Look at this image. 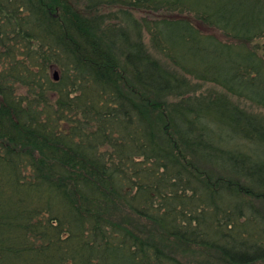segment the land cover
Segmentation results:
<instances>
[{"label":"trees","instance_id":"obj_1","mask_svg":"<svg viewBox=\"0 0 264 264\" xmlns=\"http://www.w3.org/2000/svg\"><path fill=\"white\" fill-rule=\"evenodd\" d=\"M193 81L264 109V0H0V264H264V119Z\"/></svg>","mask_w":264,"mask_h":264},{"label":"rangeland","instance_id":"obj_2","mask_svg":"<svg viewBox=\"0 0 264 264\" xmlns=\"http://www.w3.org/2000/svg\"><path fill=\"white\" fill-rule=\"evenodd\" d=\"M138 16H142V14H138ZM124 26H126V25H124ZM113 29L115 31H118V32L120 31V27H113ZM203 32L204 33L206 32L208 34H212L224 42L234 43L233 40H230L228 37L224 36L220 31H218L216 29H212V28L204 26ZM146 42L149 43V38L147 35H146ZM109 45L111 47L115 48V50L117 52L121 51V49H122L120 42H114L113 44H109ZM113 48H111V51L113 50ZM153 56L155 58H158L159 60H161V62L165 66H167V68H172V66L164 58H162L160 55L154 53ZM193 89H194L193 93L197 96H204V95H207V96L212 95V96H220V97L225 96V97L229 98L235 105H237L241 109L245 110L246 112L253 114V115H255L261 119H264V109L263 108L258 107V106L254 105V104H252V103H250V102H248L242 98L229 95L227 92H225L219 86H216L214 84H209V83L205 84V83H201L198 81H193ZM165 102L176 103V102H178V99L177 98H171L169 100H166ZM145 109L148 113V117L150 119L151 124L154 125L153 128L158 133L157 136L159 137L158 138L159 141L164 142L162 140V138L164 140H171V138L165 132V124H167V117L163 116L161 113H159L157 111L158 109H154V106H150L149 103L147 104V106H145ZM167 132L171 133L169 130V123L167 126ZM189 157H190V159H192V157H195V156L192 153H189ZM200 168L203 169V167H200ZM258 204L260 206L262 205L261 208L264 211V204L263 203L261 204V202H258ZM106 211L108 212L110 217L113 219L114 223H119L121 221L122 217H124V215H125V209L123 207H120V206H119L118 211H116L115 213L111 212V210L110 211L106 210ZM138 226H142V227L139 228ZM129 227L140 232V233H142L143 235L144 234L150 235L154 230V225L146 223V222H143V224H142V223H137V222L133 221V224H129ZM167 250H173V248L169 245V247H167ZM177 256L184 259V261L187 262L188 264H222L221 262H219L218 260H216L214 258L215 256L212 257L210 253L200 252L199 250H196V249H190V250L183 249L177 253Z\"/></svg>","mask_w":264,"mask_h":264},{"label":"water","instance_id":"obj_3","mask_svg":"<svg viewBox=\"0 0 264 264\" xmlns=\"http://www.w3.org/2000/svg\"><path fill=\"white\" fill-rule=\"evenodd\" d=\"M53 78H54L55 81H58L59 76H58V72H57V71L54 72V74H53Z\"/></svg>","mask_w":264,"mask_h":264}]
</instances>
